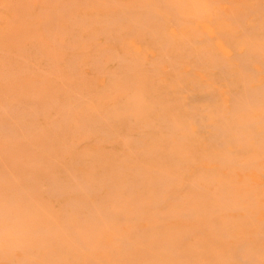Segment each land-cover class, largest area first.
I'll list each match as a JSON object with an SVG mask.
<instances>
[{"label":"bare ground","instance_id":"1","mask_svg":"<svg viewBox=\"0 0 264 264\" xmlns=\"http://www.w3.org/2000/svg\"><path fill=\"white\" fill-rule=\"evenodd\" d=\"M111 2L105 0L103 4L106 9L102 11L87 12L77 8L76 10L75 1L71 0L66 3L64 1V5L59 9L62 14L58 17L54 15L56 19L53 22V29L50 33H46L50 36L49 39L52 37L53 42L57 43L56 46H60V50L62 47L63 49L64 47L67 48L66 50H74L73 60L70 61L72 62L71 66L68 67L74 72L77 69L78 61L82 60L83 52L75 48L76 44L83 39L82 31L92 28L88 41H92L90 47H96V50L98 43L95 39L98 35L104 36L106 39L104 42H107L108 45L102 49L98 48V54L96 55L90 53L92 55L91 62L93 63L90 62V64L103 72L106 84L105 93H110V87H114V89L118 87L119 90V87L125 84L122 80L125 81L126 75L129 72L133 73L134 70L138 71L137 76H135L136 84L134 83L138 87L131 91L133 93L130 107L126 106L124 109L122 108L123 110L119 109L112 112H110V107L104 112L97 110L98 114L93 119L88 120L85 118L83 120L85 126H87L86 128L89 127L93 131L97 130L100 134L110 137V121L120 117V115H126L127 112L128 117H134L139 121L141 129L134 136H127L126 143H129L130 140L134 141V143L142 146L143 151H146L147 154L153 155L160 151L168 154V156H176L177 158H174L176 163L174 164L178 166V169H182L190 161V158L178 151L182 150L184 144L196 132L181 115L175 117L168 114L164 108L165 106L162 105L164 98L153 96L150 90L153 87L150 78H159L163 74H161V67L164 65L160 64L159 60L152 62L150 60L149 64L139 63L138 60H132L119 51L113 50V61L118 60L117 63H120L122 68L126 70L119 74L110 72V68L105 67L106 59H111L110 39L119 42L120 39L118 40L117 36L126 29H122L123 24L126 23L125 27L129 24L130 30L135 31L136 35L138 31L144 32L143 35L149 39V41L147 39L143 40L146 43L145 46L153 44L160 55L159 59H164L168 63L170 75L165 78L169 80L170 77V87L176 88L179 85L181 89L186 90V102L189 103V106L192 105V118L189 116L190 119H193L197 124L198 130L207 132L206 139L217 149L213 154H203L205 158L214 161L216 171L200 172L201 174L198 177L188 179L185 190H181L175 188L180 179L177 172L175 174L165 170V167L164 170L163 167L161 169L154 167L153 175L148 176V168L138 170V167L140 179L135 186H133L134 183L132 186H139L142 191L138 201L133 198V201L138 202L137 206L140 213L143 214L141 208L149 206L152 210L151 216L155 218V220L152 218L153 222L161 223L165 221L164 225H169L167 221L170 222L171 219H175V222L182 224L183 228L178 233L175 231H172V233L168 231L167 233L163 229L156 231L153 226H149L148 229L141 227L134 229V227L133 229L136 232L133 230L134 236L131 235L132 238L123 232L125 230H122L123 225L120 223L122 229L118 231V228L115 227L117 231L115 230L116 233H112L115 234L114 238L121 244L122 248L114 247V243L111 244V238H106V235H110L113 220L117 222L123 219L124 223L128 220V216L123 213L124 210L122 211L119 208V205H121L120 200L113 201L114 199L112 200L110 197V191L112 193L114 191L110 190V177L106 180H93L91 177L89 178L78 171H71V169L67 172L69 173L67 181L62 177H55L52 181L49 180L46 191L57 194L59 197L62 193L67 194V191L75 194L68 199L65 208L61 207L64 209L61 221L36 226H29L24 223L21 215L24 213L33 215L38 212V208L26 209L25 212L22 211V208L20 210L18 205L23 196L28 198L33 187L23 185L18 193L13 192L9 195L7 193L8 196H3L0 193L1 256L7 257L8 262L10 261L11 264H264V0H259L256 5L254 4L255 6L252 5L249 9V13L254 15L252 19H246L249 14H245L246 16H238L236 13L231 14L232 26L227 25L228 23H225V21L213 23L214 27L208 25L206 27L208 28L207 34L201 38L191 37L182 33V30L175 37L172 32L169 33V28L170 26L179 27L182 24H187V22L190 23L187 18L193 10L202 9L200 7L203 6L202 4H191L183 0H139L136 7H126V5H122L120 0H111ZM110 3L115 7L112 11H110ZM83 4L81 3V5ZM47 10L49 11V9ZM47 10L44 11L47 12ZM237 25L241 30L236 35L237 32L234 31V27ZM45 26L47 27V25ZM1 29L3 30V28ZM58 32L64 34L69 32L72 36L68 42H65L58 38ZM132 34L131 36H134ZM5 36V38H8V36L10 38L11 35ZM233 37L239 39L236 40ZM120 38L122 37L120 36ZM7 41L9 40L7 39ZM119 45L121 46V44ZM214 45L219 46L221 51L227 50L228 47L233 49L232 55L228 58L232 57L231 59L234 62L227 59L225 55L223 57L216 55ZM142 55H145V53ZM176 55H180L178 57L187 60V64H190L189 68L185 69L184 67V70H182L183 64L181 65L178 57H175ZM207 68L209 70L212 68L215 71L214 73L217 75L219 82H227L228 87L225 86L229 89L227 91L229 92L228 98L226 96V99H220L221 92L219 89L221 87L213 86L214 84L204 83V88L197 84L199 91L188 88L186 79H191L190 75L194 72L193 69L205 70ZM37 70L41 71L42 69ZM75 75L77 76L76 73ZM0 79L2 78L0 77ZM120 89L122 88L120 87ZM227 92L225 91L226 95H228ZM221 96L224 97L223 94ZM99 98L101 97L99 96ZM175 99L176 97H172L168 101L172 102ZM55 102L54 100V104ZM86 102V96L80 95L78 99L63 105L65 111L61 118L62 124L69 125L72 114L83 108ZM16 106L15 108L18 109V105ZM5 108L4 113L1 111L3 115L8 114L5 118L10 117L7 118L10 121L13 120L11 116L17 118V115H14V106L9 105ZM29 108H31L30 105ZM125 110L127 111L124 112ZM34 112L36 111L34 110ZM19 113L29 115V112L24 109H20ZM35 114L37 112L34 113V116ZM17 122L21 123V121ZM120 122L122 121L120 120ZM132 124H134V121ZM21 127L24 126L21 125ZM15 128L16 124L3 120V122H0V135L2 137L14 135L16 133ZM90 129L87 131L89 132ZM64 132H66L65 129ZM157 132L160 136H158L159 139L165 143L166 148L164 149L159 148V144L162 142L159 144L154 143V145L146 143V138ZM115 135L119 136L117 133ZM128 148L129 146L126 150H130ZM79 156L82 157V155ZM124 159L127 158L124 157ZM79 160L75 162L79 163ZM123 160H120V162ZM169 162L171 164V161ZM142 166L144 165L142 164ZM151 167L153 166L151 165L149 168ZM116 168L120 169L122 166ZM130 187L131 183L128 187L125 186L126 190ZM121 188L123 189V187ZM146 192L149 194L146 195ZM123 198H125V195ZM110 200L116 202V204H111ZM125 201L130 204L128 199H125ZM117 202H120V204ZM140 213L138 214L140 215ZM129 217L130 221L133 222L132 215ZM148 217L145 219H148ZM140 218H142V215ZM116 244L118 243L116 242ZM221 247L222 250H217ZM17 249L22 253L11 255L12 251L15 252ZM37 249L39 252L44 250L45 253L41 254L40 252L39 254ZM132 250L136 251L133 255L131 254ZM110 254L118 260H122V262L112 261L116 258L110 259Z\"/></svg>","mask_w":264,"mask_h":264},{"label":"rangeland","instance_id":"2","mask_svg":"<svg viewBox=\"0 0 264 264\" xmlns=\"http://www.w3.org/2000/svg\"><path fill=\"white\" fill-rule=\"evenodd\" d=\"M64 1L66 3L71 0H0V16H1L0 17V32H1L0 33V71H1L0 75L1 76L0 77L2 78L0 79V120H1L0 122H3L4 120L16 124V128H15L16 135L15 134L8 135L6 137H2V135H0V179H1L0 193L1 195L6 196L7 193L8 195L13 192L18 193L23 185L24 186L28 185L31 188L33 187L28 195V198L23 196V198H21L22 200L18 202V205L20 207L19 208L20 210L22 208V211H25L26 209L31 210L38 208L37 210L38 212H36L33 215H28L27 213L21 215L22 221L24 223H26L29 226H36L38 224L61 221L63 219L62 215H64L63 213L64 209L62 208H65L68 199L75 194L74 192L70 193L69 191H67V194L62 193V195L60 194L61 197H59L57 194H52L46 191L47 189L46 187L48 184L47 182L49 180L52 181V179H55V177L56 178L62 177L65 181H67V179L69 178L68 177L69 173L67 172L68 170L71 169H72L71 171L81 172L83 175L89 178L91 177L93 180H106V178L110 177L111 180L110 190H114L113 193L112 191H110L111 192L110 197L112 198V200L114 199L113 201L120 200L121 205H119V208L122 211L123 210L125 211V212L123 211L125 216H128L127 217L128 220L127 222H125L126 224L124 223L123 219H122L123 222L121 220H118L117 222L113 220L112 226L110 227L111 228L110 235L109 236L106 235V238L108 239L111 238L110 241L112 243L111 242L110 243L111 244L114 243V247L122 248L121 244L115 240L114 238L115 234L113 235V233H116L115 230L117 228L118 231L119 229L123 228L122 230H125L123 232L128 234L132 238L134 236L133 230L137 229L138 227L148 229L149 226H153L154 227L153 229H155L156 231H160L158 229H163L167 233L168 231L169 233H172V231L178 233L179 230L183 227L182 224H180L179 222L177 221L175 222V219L174 220L171 219L170 222L168 220L167 223L169 225L166 224L164 225L165 221L161 223L157 221L153 222L152 220L153 219L155 220V218L151 216L152 210L149 206L147 207L144 206L143 208H141L143 214L140 213V209L137 206L138 202L136 203L135 201H138L139 195L140 193H142V191L138 185H136L138 187H133L140 179V174L138 170H140L141 168L146 170L148 168V172H147L148 176L153 175L154 167L157 169H161L163 167V170L165 167V170L169 172H174L175 174L177 172V174L180 175L179 177L180 179L176 184L177 187L175 188L185 190L186 181L188 179L196 178L204 171L205 172L216 171V168L214 167V161L205 158L203 154L204 153L213 154L214 152H216L217 149L209 143L208 139H206L207 132L204 130H198L197 124H195L193 119H190L192 113V105L190 104L191 106H189V103L186 102V98H187L186 90L181 89L179 85H177L176 88L174 87L171 88L170 77L169 80H166L165 77L170 75L168 63L164 61V59L163 60L159 59L160 55L156 51V47L153 44H147L148 46L147 45L145 46L146 43L143 40L147 39L149 41V39L148 37H145L143 35L144 32L136 31L137 32L136 35L135 31L130 30L131 28L130 26H128L129 24L125 27L126 23L123 24V28H122V29L125 28L126 29L120 32L121 35L118 34L117 36V39L118 40L120 39L121 41L119 40L118 42L117 40L114 41V39H110V50H111L110 57L112 60L107 58L106 59L107 64L105 63V67L110 68L111 70L110 72H117L119 74H121V72H124L126 70L122 68L120 63H117L119 62L118 60L113 61L114 59L112 56L113 50L119 51L120 53H122L128 58H131L132 60L135 61L138 60L139 63L144 62L145 64H149L152 61L159 60L160 64L164 65L163 67H161V74L162 73L163 74L159 78L158 77L150 78V81L153 84V87L150 90L152 91L153 96L164 98L162 105L165 106L164 108L166 109L168 114L175 117H177V115H181L184 119L187 120L189 126L193 128V130L196 132V134L184 144V147L181 148L182 150L178 151L180 154L182 153L186 155L187 158H190L189 159L190 161L185 165V167H183L182 169H178L177 168L178 166L174 164L176 163L174 162V160L177 158L176 156L173 155L168 156V154L160 151L159 153H155L153 155H151L150 153L147 154L146 151H143L144 150L143 147L139 146V144L137 143H134V141L130 140L129 143L128 142L126 143L127 136L130 135L134 136L141 129L139 121H137L134 117L131 116L128 117L126 112L127 110L124 111L126 112V115L125 114L120 115V117L110 121V137L102 133L100 134V132H98L97 130L93 131V129H90L89 127L86 128L87 126H85L83 120L85 118H87L88 120L93 119L98 114L97 110H99V112L100 111L104 112L106 111V109H109L110 107V112H112L114 110H119V109L123 110L126 106L130 107L132 103L131 96L133 93L131 91H134L135 90L134 88L138 87V85H135L136 84L135 76H137L138 71L134 70L133 73L129 72V74L126 75L127 78L125 79V81L124 79L122 80L125 83L120 86L123 90L120 89V87L119 90L118 87L117 88L115 87L116 89H114V87L113 88L110 87V93H105L106 84H105L104 74L102 71L98 70L95 66L91 65L93 64L91 62L92 61L91 56L93 54L94 55L98 54V48L102 49L104 46H107L108 44L107 42H104L106 41L104 36L98 35V37L95 39V41H97L98 43L97 50L95 49L96 47L95 48L90 47L92 41L90 40L89 42L88 39H90L92 28H87L84 31H82L83 39H81L78 42V44H76L78 47L76 46L75 48L80 50V52L81 51L83 52L81 57L82 60L78 61L76 71L75 72L71 71V68L68 69V67H70L72 63L70 61L73 60L74 50L72 49L66 50L67 48L64 47L63 49L62 46H61L62 49L60 50V46L59 45L56 46L57 43L55 44V42H53L52 37L50 38L51 39L50 40L49 39L50 36L46 34V33H50V31L53 29L52 26L56 17L62 14L61 10L59 9L62 7V5H64ZM72 1L73 2L75 1V9L77 8L78 10L81 11L85 10L87 12L88 11L92 12L98 10L102 11L106 9L103 4L105 0H88V1L78 0L79 2L77 0H72ZM120 1H122L121 2L122 5L124 6L126 5V7H136L139 2V0H132V1L120 0ZM183 1L184 2L187 1L191 4L192 3L202 4L203 6L200 7H202V9L204 8V10L202 9H199L198 11L193 10L191 15H189V17L187 18L190 23L187 22V24H182L179 27L170 26L169 33L172 32L173 35L176 37L180 33V30H182V33L188 34L191 37L195 36L201 38L205 34H207L208 28L206 27H208V25L214 27L215 23L219 21H223V22L225 21V23H228L227 25L232 26L231 16L234 15L235 13L238 14V16H244L245 14L246 15L249 14V16L246 17V19L247 20L252 19L254 15L249 13V9L251 8L252 5L255 6L256 2H258L259 0H227V1L226 0H205V1L183 0ZM229 1L232 2L230 3ZM80 2L87 4H85L86 6L84 4L81 5ZM111 3H110V11L115 9V7ZM216 5L218 9L216 8ZM47 9H49V11ZM44 10H47V12H45ZM205 13L206 15H204ZM223 16L225 17L223 18ZM47 20H48V24H47ZM45 25H47V27ZM1 28H3V30ZM240 30L241 28L238 27V25L234 27V31L237 32L236 35L240 33ZM5 32H7L8 34H6ZM131 32L134 34H132ZM129 33H131L134 36H131V34ZM1 34H3V36H1ZM9 34L11 35L10 38L8 36ZM58 34H59L58 38L65 42H68L72 36V34L71 33L69 34V32L66 34L62 32H58ZM5 35H7L8 38H5L6 37ZM119 35L122 38H120ZM7 39L9 41H7ZM235 39L237 40L239 38H235ZM119 44H121V46ZM35 49L37 50L38 55L36 54ZM214 51L216 55H220L222 57L225 55L227 59L232 58V57L228 58L233 53V49H230L229 47L227 48V50L221 51L219 46L214 45ZM90 53H92V55ZM144 53L145 55H142ZM178 56L180 55H176L175 57ZM178 59L181 62V65L183 64L182 70H184V67L185 69L189 68L190 64H187V60H185L183 57L181 58L178 57ZM231 61L234 62L232 59ZM37 69L39 70L42 69V70L38 71ZM210 70L213 72H211ZM210 70L208 68L205 70L193 69L194 72L191 74L192 76L190 75L191 79L189 78L186 79L187 80L186 85L188 86V88L192 90L199 91L198 90L199 87L197 86V84L199 86H202V88H204V85L206 83L214 84L213 86H219V88L221 87L219 91L224 95L223 97L221 96L222 94L220 93L219 98L226 99V96L228 98L229 92L227 91H229V89L227 88L228 87L227 82L226 81L225 83L224 81L219 82L217 80V75L214 73L215 71L212 68H210ZM75 73L77 74V76L75 75ZM72 81L74 82L72 83ZM162 82L165 83L167 82V83L165 84ZM132 84L134 85V87ZM225 85H227V87ZM225 91L227 92L228 95L225 94ZM77 94L78 96L80 95L86 96L87 102L84 103L83 108H81L79 111L78 110L75 111V113L72 114L71 122L69 123V125L65 126L64 124H62V119H61L63 112L65 111L63 105L73 101L74 99H78ZM99 96L101 98L98 99ZM172 97H176V99L172 102L171 101L169 102L168 99ZM54 100L56 101L55 104H54ZM165 100L167 101V103ZM9 105L11 107L14 106V108L17 107L16 105H18V109L16 108L14 109L15 111L14 115L16 114L17 118L16 116H13L14 118L11 116V119H13L11 121L10 119L9 120L7 119L10 117L5 118L8 114L3 115L1 113V111L5 110L6 109L5 107ZM29 105L32 109L29 108ZM93 105L96 107H94ZM20 109L27 110L30 116L28 114L27 115H22L21 113L18 114V112H20ZM34 110L37 112L35 116L34 113L36 112H34ZM4 112L5 111H3V113ZM120 120L122 122H120ZM17 121L19 122L21 121V123H18ZM133 121L134 124H132ZM21 125L24 126L25 128L21 127ZM67 126L68 128H66ZM20 129L22 132L20 131ZM64 129L66 132H64ZM89 129L90 131L88 132L87 130ZM94 132L96 133V135H94L95 134ZM116 133L119 134V136L115 135ZM122 136L124 137L122 138ZM158 136H159L158 132L150 134L146 138V143L154 145V143L159 144L162 142L161 144H159L160 145L159 148L161 149L166 148L165 143L161 139H159L160 136L159 137ZM64 145L67 148L63 147ZM126 146L127 147L129 146L128 149L130 150H126L127 149ZM127 153H129V155H127ZM79 155H82V157H80ZM121 156L123 157V159L124 157L127 159L123 160ZM154 157L155 159H153ZM78 159H80L79 163H76L75 161H77ZM120 160H123L124 162L123 161L120 162ZM169 161H171V164ZM203 161L204 163H202ZM123 163L124 165H122ZM142 164L144 166H142ZM151 165L153 167L149 168ZM117 166L118 167L122 166V168H120L121 170L119 168H116ZM135 170L137 171L135 172ZM129 181L131 183V187L128 189L131 190L128 189L126 190L125 186L128 187L130 185ZM101 182L105 184V182L103 181ZM113 183L115 184L112 185ZM133 183L134 185L132 186ZM121 187H123V189ZM104 190H106L105 187ZM145 194L147 195L149 193L146 192ZM124 195L125 198H123ZM121 197L124 200H122ZM133 198L135 201H133ZM125 199L126 200L128 199V202L130 204H128L127 201H125ZM112 200H110V203L116 204V202H113ZM120 202L117 203L120 204ZM124 207L127 209H125ZM138 213H140V215ZM144 214L146 217L149 216L148 219H145L146 217L144 216ZM131 215L134 223L130 221L131 219L129 216ZM141 215L142 218H140ZM148 220H150L151 223ZM120 223H122L123 226L120 225ZM120 226H122V228H120ZM134 231L136 232V230ZM116 242L118 244H116ZM222 249H223L222 247L217 248V250H222ZM12 252L13 253H11V255L12 254L19 255L22 253L18 249L15 250V252L14 251ZM40 252L41 254L45 253L44 250H40ZM40 252L38 250L39 254ZM134 252L136 253V251L132 250L131 254L133 255ZM111 254H110L111 256L110 259L116 258ZM8 260L9 259L7 257L1 256L0 254V264H11L9 263L10 261L8 262ZM112 261L116 263L122 262V260H118L117 258L116 260L113 259Z\"/></svg>","mask_w":264,"mask_h":264}]
</instances>
